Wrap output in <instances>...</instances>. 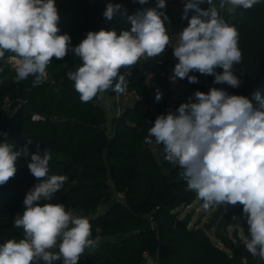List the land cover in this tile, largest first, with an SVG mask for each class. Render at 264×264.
I'll return each mask as SVG.
<instances>
[{"label":"clouds","instance_id":"1","mask_svg":"<svg viewBox=\"0 0 264 264\" xmlns=\"http://www.w3.org/2000/svg\"><path fill=\"white\" fill-rule=\"evenodd\" d=\"M141 5L148 0H137ZM209 7L201 9L200 3ZM261 0H187L185 18L195 10L187 27L179 33L173 48L178 61L170 79L198 83V77L214 76L215 84L240 86L234 66L242 62L239 32L220 15L237 8L252 9ZM166 0H157L155 8L138 10L132 15L122 11L123 5L108 2L103 12L111 21L118 14L126 18L129 30L89 31L78 45L70 48L71 36L60 34L57 0H0V60L6 52L15 56L16 81L32 76L33 87L44 83L46 69L53 57L62 60L69 51L79 57L77 69L67 73L81 102L88 103L112 89L117 94L127 90L128 71L142 59H155L170 44L165 24ZM217 69H222L218 72ZM4 71L0 67V73ZM156 100L162 98L157 92ZM253 98L259 109L243 95L229 94L212 87L207 93L196 91L175 112L158 115L148 128L146 144L152 137L163 145L164 159L178 165L180 178L186 181L209 210L218 205L243 206L250 238L247 251L264 260V97L257 91ZM7 137V134H4ZM31 142V141H29ZM39 149V146H38ZM28 155L27 148L22 150ZM14 146L0 143V185L13 178L16 161L22 154ZM51 153L38 150L31 154L28 169L39 182L26 194L25 210L17 214L14 227L23 230V238L8 239L0 244V264H78L86 249H95L100 237L92 238L87 217L64 204L44 203L64 188L66 175H49Z\"/></svg>","mask_w":264,"mask_h":264},{"label":"trees","instance_id":"2","mask_svg":"<svg viewBox=\"0 0 264 264\" xmlns=\"http://www.w3.org/2000/svg\"><path fill=\"white\" fill-rule=\"evenodd\" d=\"M108 2L123 5V0H57L62 14L58 27L60 34L71 36L70 48L78 45L89 31L115 29L119 33L130 29L126 18L119 14L111 21L104 18ZM136 3L139 5L137 0ZM213 3L218 7L219 0ZM199 7L206 10L209 5L204 2ZM122 11L126 10L122 8ZM164 13L168 18L167 30L171 27L181 31L196 14L191 10L185 18V13L181 16H172L165 10ZM126 14L132 15L129 11ZM220 15L239 32L243 58L234 66V74L240 79V86L215 84L214 76L198 72L190 73L198 77V83L192 84L205 93L216 87L229 94L246 96L259 109L253 94L258 91L264 97V0L249 10L237 8L228 12L226 7L220 10ZM9 55L14 54L6 52L0 60V67L4 68L0 73V143L13 145L15 151L27 148L28 155L22 152L16 161L14 177L0 185V244L11 238H23V230L14 227V219L17 214H23L26 194L39 182L30 173L28 163L32 153L39 150L43 155L48 150L49 175H66L68 180L57 192L58 197L39 203L64 204L85 217L103 208L99 216L89 219L92 238L99 236L100 243L88 250L78 264H142L145 253L158 256L162 264H261L264 261L247 251L246 241L237 233L235 241L229 237L230 215L222 209L203 225H190V214L180 217L179 208L191 204L195 196L180 178L182 170L166 161L164 154L158 157L144 142L148 127L142 126L143 114L137 109L125 111L117 120L115 135L109 138L106 111L98 102L101 97L81 102L74 82L68 79L67 73L74 72L81 63L74 52L69 51L62 60L53 57L44 83L37 87H33L32 76L16 81L15 68L7 61ZM152 69L158 77L166 64L158 62ZM128 71L129 82L136 68H122L121 74ZM50 74L54 83L47 79ZM5 97L13 100L12 111L1 108ZM34 113L45 118L33 119ZM117 193L123 194L125 201L116 202ZM244 228L249 239L246 221ZM209 231L228 250L217 246ZM53 264H61V260Z\"/></svg>","mask_w":264,"mask_h":264},{"label":"built area","instance_id":"3","mask_svg":"<svg viewBox=\"0 0 264 264\" xmlns=\"http://www.w3.org/2000/svg\"><path fill=\"white\" fill-rule=\"evenodd\" d=\"M152 1L157 5V0ZM173 2L174 0H166V7L161 9V11L164 12L165 9H169ZM59 15L61 18V12H59ZM180 32L181 30H173L171 27L168 28L170 44L166 50L155 59H142L134 66L136 68V73L129 79L127 90L123 94L106 92L105 102L108 106V110L106 111V115L108 116L106 126L109 127L107 130L109 137L113 136V131H111V129H115L117 120L124 115L127 109L139 110L141 114H143L142 126L149 128L153 125L158 115L167 114L168 111L175 112L181 103L188 102L189 97H193L194 100V93L199 90L192 83H189L187 78L177 79L175 82L170 79L172 70L178 62L173 56L172 47L176 45ZM7 61L15 68L16 62L14 55H9ZM158 62H164L166 64V69L161 70L159 73L160 75L156 77L157 73L152 69V66ZM157 92L162 94V98L159 101L155 98ZM12 103L13 100L10 97H5L1 102V108L7 112L12 111ZM19 106L20 102L15 107V110L18 109ZM41 118L44 119L45 117L39 113H34L33 119ZM151 139L153 142L147 145L158 157H160L164 154L163 145H157L154 137ZM111 184H113V181H111ZM119 194L121 193H117L116 195ZM56 197H58V193H55L53 196V198ZM228 207L230 210L239 209L243 211V206L240 204L235 206L229 204ZM102 211L103 208L99 207L94 214L88 215L87 218L97 217ZM87 251L88 249L85 250V254L80 257L78 262L85 259ZM144 256L146 260L142 264H162L160 259H156L148 253H145Z\"/></svg>","mask_w":264,"mask_h":264},{"label":"rangeland","instance_id":"4","mask_svg":"<svg viewBox=\"0 0 264 264\" xmlns=\"http://www.w3.org/2000/svg\"><path fill=\"white\" fill-rule=\"evenodd\" d=\"M151 2H153L152 0H148L149 4ZM187 2V0H174L173 3H171L170 8L169 9H165V11H169L170 15L172 16H181L182 13H185L184 8H185V3ZM144 4V5H147ZM214 4V3H213ZM141 4H137L136 0H123V9L124 10H128L130 11L131 9H133L134 11L131 12H137L138 10H140ZM191 10H189L188 12H190ZM187 12V13H188ZM164 13V12H163ZM171 18V17H170ZM170 26V24H169ZM47 79L54 83L53 79L51 78V74L48 75ZM106 92L103 93L102 97L99 99V103L100 105L105 108V111L108 110V106L107 103L105 102V98H106ZM104 100V101H103ZM106 118L108 119V116L106 115ZM107 122V120H106ZM109 128V127H107ZM110 131V129H109ZM113 136L115 135V129L112 128L111 129ZM112 137V136H110ZM109 137V138H110ZM167 171V168L165 169ZM27 188H32L30 186V184H26ZM53 199V198H52ZM115 201H125V197L124 195H116L115 196ZM203 202L197 197L196 193L194 196V199L192 201L191 204H183L179 210H180V217H185L186 215L190 214L191 215V221H190V225L194 226V225H203L205 222H207L208 220L211 219V217H213V215L217 212L218 209H222L224 212H226L228 215H230V225L228 227V235L231 239H233L234 241L236 240V237H233V232L235 229H237V234L238 237L242 239V241H246L247 238L245 237V221L246 218L243 214L242 210H234V211H230L228 205L224 204V205H218V206H214L212 208H210L209 210H205L203 208ZM233 214V215H231ZM221 215H223V213H221ZM211 238L213 240L214 243L217 244V246H219L222 249H226L228 250L224 244L221 243V241H219L215 235L213 231H209ZM89 251L93 250V249H88ZM156 259H158V256L156 257Z\"/></svg>","mask_w":264,"mask_h":264},{"label":"crops","instance_id":"5","mask_svg":"<svg viewBox=\"0 0 264 264\" xmlns=\"http://www.w3.org/2000/svg\"><path fill=\"white\" fill-rule=\"evenodd\" d=\"M157 5L154 3V2H151L150 1V3L149 4H147V5H141L139 8H140V10H142V9H146V8H155ZM158 11H161V9H157ZM128 11V10H127ZM131 11H134L133 9H131L129 12H131ZM162 12V11H161ZM132 14H134L135 12H131ZM176 16H178V15H176ZM170 22V21H169Z\"/></svg>","mask_w":264,"mask_h":264},{"label":"water","instance_id":"6","mask_svg":"<svg viewBox=\"0 0 264 264\" xmlns=\"http://www.w3.org/2000/svg\"><path fill=\"white\" fill-rule=\"evenodd\" d=\"M236 232H237V229L234 230L233 237H236ZM261 264H264V261Z\"/></svg>","mask_w":264,"mask_h":264}]
</instances>
